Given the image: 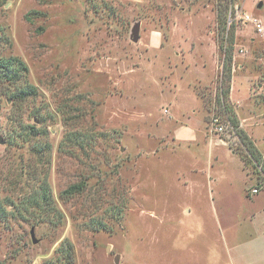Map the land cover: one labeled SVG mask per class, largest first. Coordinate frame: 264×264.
<instances>
[{"label":"rangeland","instance_id":"374dc122","mask_svg":"<svg viewBox=\"0 0 264 264\" xmlns=\"http://www.w3.org/2000/svg\"><path fill=\"white\" fill-rule=\"evenodd\" d=\"M0 35V55L22 59V79L38 89L18 125L0 96V193L14 213L0 219V264H264V178L235 152L237 128L210 124L231 116L242 130L233 102L227 113L216 101L228 50L264 131V0H0ZM215 50L214 82L189 84L187 54ZM187 116L198 121L193 144L175 134ZM28 124L52 145L45 161L62 214L49 221L20 204L39 163Z\"/></svg>","mask_w":264,"mask_h":264},{"label":"trees","instance_id":"16d2710c","mask_svg":"<svg viewBox=\"0 0 264 264\" xmlns=\"http://www.w3.org/2000/svg\"><path fill=\"white\" fill-rule=\"evenodd\" d=\"M2 36L0 35V43ZM229 53V57H228ZM234 68L233 52H228L227 58L223 64V77L221 84L223 88L218 91L216 101L220 103L225 112L232 111L227 103L230 97L231 79ZM27 72V65L18 56L11 55L10 57L0 55V96H5L12 100L14 107L15 117L12 115V120L16 125L20 122L16 118L19 117V111L21 107H24L29 99H34L38 95V89L28 79H22L23 74ZM227 81V83H226ZM232 125L237 128L239 142L241 144L240 149H235L236 153H239L241 160L243 161L244 167L251 165L255 171L258 172L259 176L264 178V156L257 149L254 142L248 137L244 131L238 129L236 117L228 116ZM21 120V119H19ZM41 120V119H39ZM37 124L26 125V135L24 140L31 141L36 140L35 151L39 156V163L35 171L29 172L30 181L35 182V186H32L31 192L21 199L20 204L32 205L35 210V218L37 221L53 220V218H59L61 211L55 203L54 196L52 194L51 185L49 181V161H45L47 154L52 151V145L47 138L48 130L46 128H40ZM66 139V137H65ZM39 140H42L41 142ZM37 147V148H36ZM46 163V164H45ZM46 165V166H45ZM31 166V165H30ZM32 168V166H31ZM22 178L26 175V172L22 171L19 174ZM20 177V180L22 181ZM86 187V182L81 181L74 183L67 187L63 191V196L71 197L77 193L82 192ZM1 192V189H0ZM11 201L7 196H2L0 193V219L7 220L10 214L13 213L9 206ZM22 205V206H23ZM14 210H17V206H12ZM14 214V213H13ZM31 215V213H30ZM69 248L72 249V244H69Z\"/></svg>","mask_w":264,"mask_h":264},{"label":"crops","instance_id":"0c3cea01","mask_svg":"<svg viewBox=\"0 0 264 264\" xmlns=\"http://www.w3.org/2000/svg\"><path fill=\"white\" fill-rule=\"evenodd\" d=\"M193 53L189 52L187 56L191 57L190 60V69L189 65L187 68V73L189 84L191 82H200V83H213L214 78L219 70L218 64V55L216 50L211 52L208 51L207 53H201V59L193 60ZM206 54V55H205ZM242 67V65H241ZM236 67L233 68V74L231 79V89H230V97L229 100L233 102L235 105V111L238 115L240 121V128L244 130L250 138L254 141L255 146L257 149L262 153L264 156V131L263 129H259L255 126V116L253 112V108L251 107V99L253 98L252 94V87H251V80L249 77L245 75V77H239L236 73ZM191 78V79H190ZM187 90V89H185ZM182 90L177 89V96L174 97L175 99V117H182L184 116L183 111L177 112L181 109L182 103H178L180 99L179 93ZM183 92V91H182ZM186 101L185 104L187 105V111H196V107L200 105L198 98L192 93L190 90H187L186 97H183ZM185 109V110H186ZM196 118L195 116H187L186 122H181V126L175 127V134L179 139H186L189 143H194V140L198 137V121L193 123V119ZM197 120V118H196ZM213 139V138H212ZM215 141H219L221 139H213ZM223 141V140H222ZM207 142V141H206ZM205 142V143H206ZM202 143V144H205ZM202 144H196L195 146H199ZM231 149V148H230ZM234 152V151H233ZM243 162V161H242Z\"/></svg>","mask_w":264,"mask_h":264},{"label":"built area","instance_id":"2783aa9c","mask_svg":"<svg viewBox=\"0 0 264 264\" xmlns=\"http://www.w3.org/2000/svg\"><path fill=\"white\" fill-rule=\"evenodd\" d=\"M240 13L237 11V15H239ZM239 16H243V15H239ZM244 19L248 20L250 19V15L249 14H245L244 15ZM256 27L258 28L259 31H263V26L261 24V22L256 21ZM211 126H212V131L218 134H225L228 132V130H230L232 133L234 132L235 128L233 127L232 123L230 120H224L223 118H221L220 115L215 114L214 117L211 119ZM236 131V130H235ZM254 192H257V189H254Z\"/></svg>","mask_w":264,"mask_h":264},{"label":"water","instance_id":"95a60500","mask_svg":"<svg viewBox=\"0 0 264 264\" xmlns=\"http://www.w3.org/2000/svg\"><path fill=\"white\" fill-rule=\"evenodd\" d=\"M260 5H262V3H260ZM139 31H140V24H137L135 29H134V36H133V39L134 41H138L139 40ZM5 139L0 135V144H5ZM31 235H32V238H33V242L34 243H37L38 240L35 238V231L34 229L31 230ZM119 255H117L116 257V261L118 262L119 261Z\"/></svg>","mask_w":264,"mask_h":264}]
</instances>
